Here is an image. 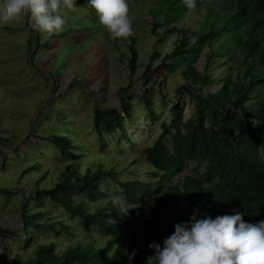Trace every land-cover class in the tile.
Masks as SVG:
<instances>
[{
    "label": "trees",
    "instance_id": "obj_1",
    "mask_svg": "<svg viewBox=\"0 0 264 264\" xmlns=\"http://www.w3.org/2000/svg\"><path fill=\"white\" fill-rule=\"evenodd\" d=\"M76 1H81L93 17L97 15L88 0ZM152 3L156 8L149 10L150 15L156 19L162 14L165 26L180 22L190 10L185 0H152ZM211 4L218 7L214 9ZM201 8L206 11L205 18L196 31L173 26L168 33L179 35L173 51L166 56L154 52L150 57L151 61L160 60V70L167 75L181 70V75L187 79L184 92L194 102L193 114L187 120H184V108L173 109L171 120L160 123L157 138L143 149L154 181H120L113 169L98 165L82 175L65 174L56 186L35 190L23 197L21 211L25 231L52 232L58 237L62 233L70 234L72 222H76L85 230L97 231L106 241L102 247L77 243L60 255L54 253L53 245H38L31 258L21 261L16 257L15 264H129V254L133 251L131 264H146L153 254L149 244L162 245L174 231V225L189 220L194 210H198V216L210 214L213 218L241 211L246 221L264 219V0H197L195 11L199 14ZM159 25L154 22L153 29ZM32 29L37 36L40 30ZM65 36L67 31L47 34L40 42L36 38L31 51L41 47L48 49L53 40ZM134 43L133 39L129 45L131 72L135 71L137 59ZM215 43L223 53L214 51L206 55L205 68L211 67L212 58L219 56L234 61V65L228 66L221 88L204 96L202 89L215 81L208 73L198 72L194 65L202 50H214ZM131 99L127 92L121 95L123 116L117 109L93 111L90 122L102 145L111 137L127 139L124 131L125 122L132 117ZM140 100L150 120L155 122L159 116L154 112L152 99L146 95ZM70 136L55 133L44 140L58 149L62 158L72 157L75 146ZM9 164L10 161L5 160V165ZM190 164L194 165V175H183L181 186L174 183V177ZM117 186L124 190L131 207L127 215L119 213L112 203L113 196L119 194ZM2 194L5 199L10 197L8 192ZM44 198L60 207L68 220L42 212L32 213L29 202ZM150 199H154L152 216L140 244L133 230L142 219V203ZM179 203H183L181 209L170 217L166 233L161 234L164 210ZM90 206L94 207L92 211ZM126 236L129 248L117 244L118 239Z\"/></svg>",
    "mask_w": 264,
    "mask_h": 264
},
{
    "label": "rangeland",
    "instance_id": "obj_2",
    "mask_svg": "<svg viewBox=\"0 0 264 264\" xmlns=\"http://www.w3.org/2000/svg\"><path fill=\"white\" fill-rule=\"evenodd\" d=\"M128 3L134 34L127 38L114 39L99 22L98 14L93 17L85 5L76 0L73 7L62 9L66 20L63 31H67V36L53 40L48 49L41 47L31 51L35 39L40 42L49 33L38 31L36 36L25 16L0 24V264H15L16 257L25 261L42 244L53 245L56 255L77 243L104 246L106 240L97 231L85 230L76 222H72L70 234L62 233L58 237L52 232L25 231L21 211L23 197L35 190L56 186L65 174L82 175L98 165L113 169L120 181L153 182L152 169L142 154L143 149L157 138L160 123L171 120L173 109L184 108V120L193 114L194 102L184 92L187 79L181 75V70L167 75L160 70V60L151 61L150 57L154 52L161 56L170 54L179 35L168 33V29L175 26L196 31L205 18V9L201 8L199 14L190 9L180 22L165 26L162 14L156 19L150 15L149 10L156 8L152 0H128ZM211 6L218 7L217 4ZM154 22L161 25L153 29ZM133 39L137 59L135 71L131 72L129 45ZM213 47L214 50L204 48L194 65L198 72L208 73L215 81L202 89L204 96L221 88L228 66L234 65V61L219 56L212 58L213 64L206 69V55L214 51L223 53L218 43ZM124 92L132 97L133 105L131 120L125 122L127 139L111 137L102 145L90 122L93 111L117 109L123 116L121 95ZM146 95L152 99L154 112L159 116L155 122L150 120L140 100ZM55 133L67 136L74 133L70 136L75 146L74 156L62 158L58 149L44 140ZM5 160L10 164L5 165ZM186 174L194 175V165H188L173 182L181 186L180 178ZM109 185L111 187V182ZM5 192L10 194L8 199L2 194ZM29 204L32 213L42 212L68 220L62 209L46 198ZM182 205L164 210L161 234L166 233L167 222ZM153 206L154 199L141 205L142 219L133 230L140 244L148 232ZM89 208L92 211L94 207ZM117 244L129 248L128 236L118 239Z\"/></svg>",
    "mask_w": 264,
    "mask_h": 264
},
{
    "label": "clouds",
    "instance_id": "obj_3",
    "mask_svg": "<svg viewBox=\"0 0 264 264\" xmlns=\"http://www.w3.org/2000/svg\"><path fill=\"white\" fill-rule=\"evenodd\" d=\"M189 9L197 8V0H185ZM99 22L111 36L127 38L134 34L133 17L128 0H88ZM74 0H0V24L18 21L27 16L34 29L56 34L64 30L65 7ZM113 205L121 214L129 209L124 190L117 186ZM244 213L198 216L194 210L189 220L174 225V231L161 245L152 242L153 254L146 264H264V219L249 222ZM109 218V223H111ZM135 251L129 254V264Z\"/></svg>",
    "mask_w": 264,
    "mask_h": 264
}]
</instances>
